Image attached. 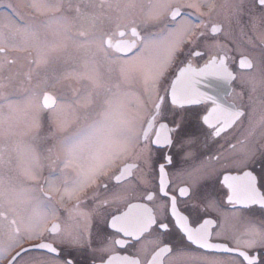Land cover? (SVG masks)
I'll return each mask as SVG.
<instances>
[{
	"label": "snow or ice",
	"instance_id": "1",
	"mask_svg": "<svg viewBox=\"0 0 264 264\" xmlns=\"http://www.w3.org/2000/svg\"><path fill=\"white\" fill-rule=\"evenodd\" d=\"M227 6L228 15L213 27L211 35L198 30L203 25L195 24L190 18L193 13L186 11L198 10L195 4L178 2L170 15H165L172 7L170 0H41L33 7L49 15L39 20L22 15L5 24L7 31L0 30V53L9 47L31 48L36 53L25 79L19 81L24 102L32 98L27 94L43 91L44 95V104L20 134L52 143L45 150L47 155H41L31 143L17 144L11 150L4 143L5 125L13 128L12 115L20 102L10 100L6 91L9 83L5 81L13 77L0 78V100L6 101L0 105V208L8 206L14 214L10 243L0 246V257L23 242V233L30 239L51 238V243L32 246L43 253L33 258L32 264H82L83 256L89 258L83 264H165L176 254L187 256L189 264H232L211 255L223 252L234 253L235 264H264V223L246 221L244 238L234 241L246 250L239 252L227 246L225 227L227 219L238 221L250 206L264 208V171L257 172L256 167H264V144L254 140L257 129L264 138V0H228ZM98 24L130 29L132 39L116 45L109 41L105 47ZM153 28L158 31H150ZM201 41L214 49L215 55L203 68L193 69L192 58L203 55L195 51ZM240 43L246 50L241 62L246 76H234L229 69V53L238 51ZM181 56L189 63L177 78L180 87L159 95L158 84L173 57ZM3 68L0 63V71ZM207 76L218 77L230 89L222 97L228 100L226 104L201 90ZM136 78L145 85L140 96L127 89ZM69 80L80 87L73 88L71 96L58 106L59 113L49 116L45 131L42 113L51 108L53 97L44 90ZM233 84L239 92L231 90ZM133 99L135 107H129ZM166 101L169 111H165ZM208 102L214 107L202 123L212 131L201 140L187 130L185 107ZM149 105L150 127L145 128L144 113ZM257 110L262 113L259 120L254 119ZM245 117L250 131L243 140L235 144L226 141L227 148L222 145L215 155H204L209 138H219ZM161 119L167 122L156 128ZM78 120L82 123L69 131ZM122 154L133 163L118 169L119 176L111 185L101 181ZM232 171L242 175H231ZM221 172L227 173L223 176L227 209L210 189V182ZM169 176L173 179L166 180ZM175 181L183 184L178 192L173 187ZM65 201L74 203L64 207ZM87 202L92 206L85 210L82 205ZM114 205L116 212L123 205L127 210L116 215ZM0 218H7L4 211ZM49 219L57 223L46 230ZM190 223L198 226L191 228ZM173 228L186 246L173 243ZM213 232L225 242L212 243ZM133 243L139 246V259H105L115 246ZM153 249L159 251L148 260ZM192 249L200 255H194ZM28 251L22 248L10 264H16Z\"/></svg>",
	"mask_w": 264,
	"mask_h": 264
},
{
	"label": "flooded vegetation",
	"instance_id": "2",
	"mask_svg": "<svg viewBox=\"0 0 264 264\" xmlns=\"http://www.w3.org/2000/svg\"><path fill=\"white\" fill-rule=\"evenodd\" d=\"M212 2H215V0H212ZM17 2H15L16 5ZM20 3V2H19ZM177 3H172L171 8L167 11L165 15H170L171 11L173 8L176 7ZM14 5V6H15ZM20 5H24L20 3ZM19 5V6H20ZM228 0H219L217 1V12L215 14L212 13H205L203 16L202 14L200 15V19H195L193 22L195 24H202L203 27L198 29L200 31H205L209 35L212 34V29L215 26L220 25L225 17L228 15L229 9H228ZM18 6H15V8ZM20 8V7H19ZM88 11H91L89 9ZM188 12H192V9L186 10ZM26 14H29L28 11H25ZM74 14V13H72ZM114 24H104V25H97L98 28L103 29V27H107L103 32L105 35H103V39L106 42L105 47H108L107 42H111L112 45H116L117 43L121 41H129L132 39L131 37V30L130 29H125L124 27H112ZM150 31L155 32L156 30L150 29ZM121 33H125L124 35H121ZM246 39V38H244ZM205 41H201L200 47L196 48V52H201L203 53L202 56H194L191 60V64L193 69H201L204 67L206 62L213 56L215 55V50L214 49H209L205 47ZM229 47H232V45H229ZM182 48L187 51L186 46H182ZM114 50V49H113ZM22 55V54H21ZM30 55V53H29ZM229 69L233 73L234 76H246L247 69L242 66V61L246 58V50L244 48V44L240 43L238 45V51L236 52H230L229 53ZM13 58L9 57V60L11 61ZM22 59L19 62V70H22V73H26L29 70V61L34 60L33 57L30 55L29 59L24 58L23 55L21 56ZM22 62L23 63V68L22 67ZM189 60L186 56H181V57H173L171 65L167 68L166 70V75L165 78L162 82L158 84V89H159V95L163 96L164 95V90L167 89L168 93H171V90L173 87H180L179 82L177 81V78L180 76L181 69L185 68L188 66ZM18 64V62H17ZM210 87H207L205 85H209ZM79 83H77L74 80H69V81H63L62 86H58L57 88H48L45 89L44 91L49 92L53 100L49 101V104L51 105V108H46L43 110V122H44V128L45 131L47 130L48 127V122H49V116L52 115L53 112L59 113V108L58 106L63 103L66 98L71 96V92L73 88H78ZM18 84H14V88L11 90L12 93L9 96L10 100L16 101V102H23L25 99V94H21L18 91ZM140 87L139 89L135 88V90L140 93L141 95L144 93V87L145 85L143 84L142 79H138V85ZM201 90L202 91H207L210 96L215 95L220 99V102L223 104H226L228 100L222 99L224 93L230 91V89L227 88V86L221 81L218 77L214 76H207L204 77V83L201 85ZM235 92H239L240 89L237 87L236 84L232 85V89ZM33 97V94H27ZM145 99L147 98L146 96L144 97ZM35 100V104L32 105H27L26 110L28 111L27 117L30 118V121L32 122V117L38 110V107L44 104V95L43 91L37 93V97L31 98ZM229 99H231L229 97ZM170 100V96H169ZM158 102V101H156ZM214 106L212 103H201L199 105H188L185 107L186 115L188 117V125H187V130L200 136L201 140H204L205 136L208 135L212 130L208 129L207 125H204L202 123V118L204 116H207L209 113V110H211ZM151 105L148 106V109L145 110L144 116H145V122H144V127H150V125L147 123V120L150 119L148 115V110H150ZM170 110V104L168 101H166V106H165V111ZM262 113L257 110L254 119L259 120L261 117ZM60 118H63V115L60 114ZM172 117L171 115L168 116V120H170ZM167 121L164 119H161L157 124L155 125L156 128H159L161 124L166 123ZM82 123V121L78 120L75 123L71 124L69 127V131L74 130L78 124ZM250 131V126L247 120V117L244 118L243 123H237L234 125L231 129L226 130L219 138H209L208 144H207V149L206 152L204 153L205 156L211 154L215 155L217 152V149H219L222 145L227 148V145L225 144L226 141H229L232 144L237 143L240 140H243L245 136L248 135V132ZM143 135V133H141ZM43 135V133H41ZM152 139L156 138V133L152 132ZM26 137V142L29 144L31 143L32 145L35 146L37 151L41 155H47L46 149L49 147V145L52 143V141H42V140H33L30 135H25ZM255 142L259 144H264V138H261L259 135V129H257L255 136H254ZM14 146H11L9 149H13ZM45 163H47L45 161ZM133 161L126 159L125 157L116 161L113 163V165L110 168H107V176L101 177V181H108V183L111 185L117 176H119V171L123 166H126L127 164H131ZM62 167V165H59L56 167L55 171L56 174L59 175V169ZM217 167H219L217 165ZM257 172L264 171V167H262L260 164H257ZM49 169L45 167L44 174H48ZM69 175L72 174L71 169L67 170ZM172 170L169 169V172ZM227 173L221 172L220 175L216 178H214L210 182V189L214 193L215 197L217 200H219L222 204L225 205L226 209L229 207L227 205V195H228V189L227 187L223 184V176ZM231 175H242V172H237V171H232L230 173ZM167 179H173V177L169 176L166 177ZM183 184H181L179 181H175L173 184V187L176 189L178 192L179 188L182 187ZM91 191V189H89ZM169 194H172V188H169ZM264 191V189H262ZM139 201H132V203H137ZM74 201H65L64 207H70ZM92 206L91 202H87L85 205H82V208L85 210L90 209ZM180 207L182 208L183 205L181 204ZM116 206L114 205L112 207V211L114 214L119 215L120 212H124L127 210V205L120 206V211L116 212L115 211ZM1 211V210H0ZM6 213V212H5ZM13 213L9 212L7 216L9 226L7 228H2L0 226V246H6L8 243H10L9 240V230L11 229V220L13 219ZM1 219L0 218V225H1ZM5 219V218H3ZM247 220H252L255 221L257 225L264 223V208L258 206V205H253L250 206L246 209L243 210V214L241 218L238 221H234L232 219H227L225 222V227H226V235L228 237V247L230 248H236L237 252L239 251H246L245 249L238 247L237 244L234 242L237 238L243 239L244 238V232L246 228L248 227V224L246 223ZM57 223L56 220L54 219H49V221L44 225V228L46 230H51L52 225ZM198 225L196 223H190L189 227L195 228ZM2 228V230H1ZM47 234V233H46ZM23 242L20 244H14L12 247L7 249V252L5 255L0 257V264H10V261L12 260L13 257L16 256L17 253L21 251L22 248H28L29 251L22 254L19 259L16 260V264H32L33 258L40 257L43 255V253L32 247L34 245H38L41 243H51V238L48 239H41V238H28L26 235L21 234ZM121 238V237H117ZM171 238L173 239V243L177 247H184L186 246L183 244L180 240V236L178 232L175 230V228L172 229L171 233ZM1 239H4L6 241H1ZM212 243H224V240H218L215 238V232H213V239L211 241ZM139 246L136 244H130L127 247H120V246H115L114 251L109 252L108 256L105 257L107 259L109 256H116V257H128V259L131 260H136L139 259L136 255V249ZM163 247V245H161ZM159 251V249H153L149 255L147 256L148 260H151L153 256L156 255V253ZM192 252L194 255H200V251L196 249H192ZM254 254V253H250ZM215 256V258L228 262L231 261L232 264H235V260L233 257L235 256L234 253H214L211 254ZM89 258L87 256L81 257L82 264L84 261H87ZM163 259V257L161 258ZM237 259H239L237 257ZM115 264H121L120 261H116ZM165 264H189L188 258L185 255H180L176 254L173 256H170L167 258V261ZM246 264V262H245Z\"/></svg>",
	"mask_w": 264,
	"mask_h": 264
},
{
	"label": "rangeland",
	"instance_id": "3",
	"mask_svg": "<svg viewBox=\"0 0 264 264\" xmlns=\"http://www.w3.org/2000/svg\"><path fill=\"white\" fill-rule=\"evenodd\" d=\"M217 1L212 2V0H170L171 4L173 3H192L198 6V10H193L190 13H193V15L190 16L192 20H197L200 19V15L202 14L203 16L205 13H212L215 14L217 12ZM15 2L16 5H15ZM24 5H20V3ZM41 0H0V30L7 31V29L4 27L6 23H13L18 21L22 15L25 16H32L35 17L36 19H43L46 15H49V13L44 12L43 10L34 8V4H39ZM75 2H81V0H75ZM18 6L15 8V6ZM20 5V6H19ZM20 7V8H19ZM89 9H85V11H88ZM169 9L165 10V14L167 13ZM25 11H28L29 14H26ZM72 13H70L71 15ZM116 25H112V27H115ZM102 28V27H101ZM107 28V27H106ZM103 27V30L106 29ZM154 30L158 31L157 28H154ZM155 31V32H156ZM103 35L105 33L103 32ZM35 59L36 53L33 49L31 48H26V49H20L17 47H9L6 49L5 53H0V63L4 64V68L2 71H0V78L5 77V76H12L13 79L9 81H5L6 83H9V87L7 88V92L12 93V89L14 88V84H18L19 81L24 80V73H22V70H19V62L22 60L20 59L21 56L23 55L24 58L30 57V55ZM22 54V55H21ZM9 57H12L13 59L10 61ZM18 62V64H17ZM23 63L22 62V67L23 68ZM138 79H134L129 85H127V89L133 94V96H140L141 94L138 93L135 88L139 89L140 87L136 86L138 85ZM144 84V83H143ZM80 87V84L78 85ZM32 98L37 97V94H33ZM10 99V97H9ZM25 100V99H24ZM20 102V107L19 109L13 113L12 115V124L13 128L9 130L8 126L5 125L4 129V143L8 145L10 148L11 146H16L17 144L20 145H25L28 144L26 142V137L25 135H21L23 131L32 123L30 121V118L27 117L28 111L26 110L27 105H32L35 104V100L31 99L29 102L25 103ZM16 102V101H15ZM6 104V101L0 100V105ZM129 107H135V100L133 99L131 103L129 104ZM3 111L7 113V108L4 107ZM11 150V149H10ZM125 157V154H122L120 158H117L114 160L113 163L116 161L122 159ZM113 163L110 164L108 168H110ZM1 211L6 212V214H9L8 206H4L3 208H0ZM1 227L2 228H7L9 226L8 219H1ZM1 228V230H2ZM23 234V233H22ZM1 241H6L4 239H1Z\"/></svg>",
	"mask_w": 264,
	"mask_h": 264
}]
</instances>
